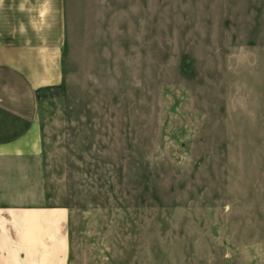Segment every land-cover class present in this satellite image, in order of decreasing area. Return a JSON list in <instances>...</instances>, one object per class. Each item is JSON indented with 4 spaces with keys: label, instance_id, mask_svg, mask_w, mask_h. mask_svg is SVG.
<instances>
[{
    "label": "rangeland",
    "instance_id": "1",
    "mask_svg": "<svg viewBox=\"0 0 264 264\" xmlns=\"http://www.w3.org/2000/svg\"><path fill=\"white\" fill-rule=\"evenodd\" d=\"M103 22L41 99L68 264H264V0H110Z\"/></svg>",
    "mask_w": 264,
    "mask_h": 264
},
{
    "label": "crops",
    "instance_id": "2",
    "mask_svg": "<svg viewBox=\"0 0 264 264\" xmlns=\"http://www.w3.org/2000/svg\"><path fill=\"white\" fill-rule=\"evenodd\" d=\"M109 2L0 0V264H68L70 209L40 188L41 99L74 47L104 44Z\"/></svg>",
    "mask_w": 264,
    "mask_h": 264
}]
</instances>
